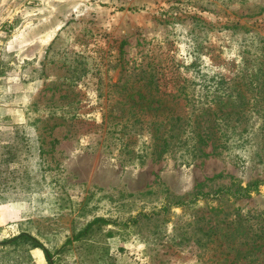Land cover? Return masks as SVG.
Returning a JSON list of instances; mask_svg holds the SVG:
<instances>
[{
    "label": "rangeland",
    "instance_id": "obj_1",
    "mask_svg": "<svg viewBox=\"0 0 264 264\" xmlns=\"http://www.w3.org/2000/svg\"><path fill=\"white\" fill-rule=\"evenodd\" d=\"M151 74L232 111L218 155L124 150ZM20 234L52 264H264V0H0V264H49Z\"/></svg>",
    "mask_w": 264,
    "mask_h": 264
},
{
    "label": "trees",
    "instance_id": "obj_2",
    "mask_svg": "<svg viewBox=\"0 0 264 264\" xmlns=\"http://www.w3.org/2000/svg\"><path fill=\"white\" fill-rule=\"evenodd\" d=\"M148 76L139 78L132 84L145 81L140 87L141 90L150 87L153 91L131 93L123 103L126 108L120 112L118 117L114 118L119 121L112 124L113 127H118V139L124 150L134 154L135 158H141L144 154L152 160H160L166 156L174 157L178 152L191 156L192 159L208 157L213 154L218 155L220 152L217 150L225 147L222 137L225 136L227 130L225 127H228L232 121L228 119L234 117L232 111L219 110V122L214 120L213 117H216V113L212 111L210 105L180 112L176 110L179 109V99L183 98L189 101L187 93L183 91L185 85L180 87L181 90L178 89L180 94H162L159 93L156 85L157 77L153 74ZM219 82L223 83V81ZM169 103L171 106H168ZM144 135L147 136V140L141 142L140 150L135 152L137 139ZM209 146L211 147L210 152H207ZM258 184L257 181L251 183L247 188L240 189L238 193H233L231 190L219 191L215 196L223 192L245 196L254 191ZM98 221L94 220L85 230ZM19 242L27 243L31 248L42 249L49 264H52L47 249L43 248L30 235L20 234L8 239L4 245L15 246Z\"/></svg>",
    "mask_w": 264,
    "mask_h": 264
}]
</instances>
